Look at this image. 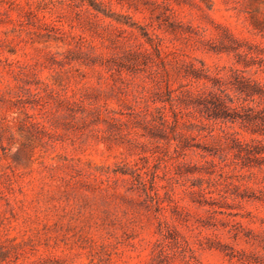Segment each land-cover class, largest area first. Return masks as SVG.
Listing matches in <instances>:
<instances>
[{"label": "rangeland", "instance_id": "rangeland-1", "mask_svg": "<svg viewBox=\"0 0 264 264\" xmlns=\"http://www.w3.org/2000/svg\"><path fill=\"white\" fill-rule=\"evenodd\" d=\"M102 1L111 3V11L128 14L145 27L163 50L175 46L186 62L203 61L212 73L221 70L226 75L235 67L234 55L196 50L158 30L151 17L162 15L167 6L177 22L198 31L212 45H218L226 30L238 43L261 51L253 55L255 60L264 59V0H122L138 5V12L116 0ZM82 4L80 0H0V90L9 87L15 93L13 102L6 101L9 97L0 102V117L8 118L0 119V264H264V162L261 167L242 168L240 160L218 152L214 159L207 157L214 161L208 166L197 151L178 160L172 153L168 159L163 142L132 134L135 149L129 152L117 130L112 129L108 138L95 132L103 130V124L91 129L80 121L88 101L71 107L75 119L70 117L65 100L70 101L72 92L82 86L88 88V97H97L93 103L103 118L115 119L123 131L126 120L150 119L149 113L154 114L145 75H136L126 85L110 78L103 82L96 72L68 64V49L80 48L85 57L109 58L115 53L111 42L115 39L150 49L136 31H117L103 41L83 28L91 11ZM145 7H155L153 16ZM252 18L260 31L254 29ZM53 22L65 33L64 42H39L36 33L45 31L37 27ZM18 66L33 73L25 78L28 85L23 89L16 88L8 73ZM255 69H247L246 75ZM252 77L264 81L263 75ZM22 109L44 131L34 133L42 142L31 145V161L21 160L26 142L18 121L22 119H11ZM189 118L187 126L193 124L192 134L199 137L209 131L223 135V130L226 138L235 136L243 143L264 142V136L251 135L239 123L200 124ZM132 131L142 133L140 128ZM197 140L204 147L213 145L209 136ZM183 162L214 172L203 174L202 182L197 173L174 177V165ZM134 171L146 180L155 176L157 199L146 197L129 174ZM198 187L204 189V206L193 202L199 197Z\"/></svg>", "mask_w": 264, "mask_h": 264}, {"label": "trees", "instance_id": "trees-1", "mask_svg": "<svg viewBox=\"0 0 264 264\" xmlns=\"http://www.w3.org/2000/svg\"><path fill=\"white\" fill-rule=\"evenodd\" d=\"M80 1L83 3L82 5L86 4L87 9L91 11L87 21L82 24L83 28L89 29L103 41H109L110 39L107 38L114 36L117 31L129 30L131 33L136 31L138 36L150 46V49L143 45L140 47L125 45V43H120L115 39L111 41L115 53L109 58L101 56L85 57V55L82 56L83 52L80 48L77 50L68 49L67 53L70 54L69 58L66 57L68 64L76 63L80 67L96 72L98 79L103 82L110 78L114 83L119 82L126 85L136 75H145L150 83L151 92L148 98L153 106L152 111L154 114L149 113L150 119L126 120V123L123 124L126 126V131H123L117 128L118 124L115 119L103 118L100 109L93 103L98 100L97 97H88V88L82 86L72 92L70 101L65 100V103L62 102L67 106L66 109L71 112L70 117L75 119L71 107L88 101V108L82 109L80 112V121L91 129L103 124L104 129L95 130V132L105 133L104 136L108 138L112 135V129L117 130L118 134L123 136L121 138L124 139V142L127 143L129 152H133V149H135V139L130 138L132 134L156 143L163 142L164 156L168 159L173 158L172 153L176 155L175 159H179L186 157V152L197 151L204 165L214 166V161L207 160V157L214 159L219 152L220 154H231L233 159L240 160L242 168L262 166L264 162L263 140L252 139L250 143H243L235 136L226 138L227 133H224L223 130H221L223 135H214L212 134L213 131H209L208 135L199 137V135L192 134L193 128L191 126L193 124L187 126L189 121L185 120L190 117L200 124L203 121L214 124L239 123L241 128L251 135L264 136V81L252 77L256 75H263L264 77V59L255 60L253 57L254 54H261L259 53L261 51L248 44L238 43L226 30L219 36L218 45H212L214 42L211 43V40H205L204 36L198 31H189L187 27L185 28L180 22H177L173 12H170L167 6L163 8L162 15L157 17L153 16L155 7L149 9L145 7L153 16L151 18L156 19L158 30L177 37L185 43H190L189 45L195 46L196 50H202L207 54L217 56L223 54L234 55L235 67L229 68L226 75H221V70L212 73L203 61L190 60L186 62L179 55V49L175 46L172 49L163 50L159 43L154 42V38L147 29L137 25L132 17L128 14L124 15L111 11V3L106 5L102 0ZM116 1L121 7L126 5L128 9H133L135 12L140 10L138 5L132 2ZM143 6H146V4L144 3ZM30 15H32V12ZM32 17L35 21H38L34 15ZM106 20H108V23H105ZM252 20L254 29L260 31L261 27L257 25L256 19L252 18ZM21 24H23L22 21ZM37 29L45 31V33H36L39 42H64L62 37L65 33L54 22L41 23ZM9 52L13 54V51ZM1 54L2 52H0V56ZM4 62H7L6 58H4ZM8 65L11 66V64ZM252 67L256 69L251 73V76L246 75L245 71ZM8 73L17 82L16 88L18 89H23V85L27 86L28 83L24 81L25 78L33 75L28 67L20 66L17 67V70L9 69ZM105 75H108V77H105ZM14 94L12 88L9 87L5 88L4 91L0 90V102L4 97H9L6 101L13 102L10 98ZM0 119L8 118L7 116H1ZM11 119H22L18 121L22 129L21 132L25 134L26 142L22 143L23 157H21V160L31 161L33 157V147L31 145L35 141L42 142V139L37 135L35 136L34 133H44L42 126L34 121L35 118L25 109L20 110L18 116ZM128 123H132L133 126L127 127ZM136 128H140L142 133L132 131ZM207 136L213 141V145L210 147H204L197 140V138L201 139ZM155 160H159L158 157ZM115 172L117 173V171ZM167 172L170 173V170ZM213 172L193 169L183 162L174 165L172 175L183 177L184 175L197 173L201 176L198 180L202 182L204 180L203 174L212 176ZM119 173L121 175L127 174L124 171H119ZM129 174L140 185L147 198L152 201L158 198L155 176H152L150 180H146L143 174L139 172L134 171ZM147 183L150 186L147 187ZM198 188L195 193L199 197L194 199L193 202L199 206H204L207 204L204 189ZM150 193L154 195L152 196ZM190 193L194 194V192ZM220 197L226 198L222 195Z\"/></svg>", "mask_w": 264, "mask_h": 264}]
</instances>
